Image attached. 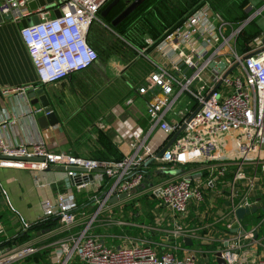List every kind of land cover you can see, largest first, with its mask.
<instances>
[{
	"label": "built area",
	"instance_id": "built-area-1",
	"mask_svg": "<svg viewBox=\"0 0 264 264\" xmlns=\"http://www.w3.org/2000/svg\"><path fill=\"white\" fill-rule=\"evenodd\" d=\"M31 1L34 0H0V14L10 16V21L19 26V36L38 83L53 84L92 67L97 56L87 36L99 13L112 0H53L33 10L28 7ZM260 1V9L237 27L224 22L204 3L166 31L160 41L154 43L144 37L146 50L140 53L151 48L158 58L151 61L145 83L135 91L147 97L149 131L133 146L130 155L118 161L99 162L50 152L40 139L12 145L0 138V157L9 158L0 159V168L33 172H44L51 166L70 169L63 172L62 192L42 203L39 220L53 218L56 227L36 233L25 243L0 249V264H12L37 253L41 246L35 244L52 235H61V240L47 246L52 248L51 264H71L74 259L80 264H196L194 253L172 245L177 240L195 238L180 224L190 204L202 203L208 191L219 189L221 195L225 189L229 192V220L237 222V208L262 207L257 198L241 193L239 187L251 189L255 184V193L264 190V36L245 42L241 53L236 46L244 28L264 11V0ZM22 23L26 26L22 27ZM210 64H223V69L210 68ZM25 90L0 88V96ZM183 99L186 106L175 111ZM125 104L131 105L132 99ZM171 114L178 120L169 122L166 118ZM27 115L34 118L48 113L34 106ZM7 122L2 120L0 127L5 128ZM152 133H157V138L159 134L158 143L152 140ZM175 134L158 158L159 151ZM148 165L155 170L149 171ZM96 169L103 173H91ZM230 169L235 172L229 181H224ZM256 171L263 177L256 179ZM106 182L108 186L104 188ZM74 190L92 194L85 212L80 213ZM145 193L172 218L173 228L171 224L164 228L163 243L122 237L127 244L115 249L105 246L101 236L93 233L96 219ZM121 195L125 197L120 199ZM113 198L116 200L111 203ZM117 225L130 224L120 220ZM225 228L229 232L231 223ZM255 230L249 233L252 238ZM243 235L223 237L224 248L214 251L213 258L216 260L219 253L225 264H264V259L249 263L243 260L238 253ZM159 248L164 250L160 254ZM179 251L180 256L176 253Z\"/></svg>",
	"mask_w": 264,
	"mask_h": 264
},
{
	"label": "crops",
	"instance_id": "crops-1",
	"mask_svg": "<svg viewBox=\"0 0 264 264\" xmlns=\"http://www.w3.org/2000/svg\"><path fill=\"white\" fill-rule=\"evenodd\" d=\"M259 2L260 0H252L251 6L248 5L245 11L249 12L252 10L253 12V9ZM257 9H260V7ZM257 9H254V11ZM262 14H264V11L259 16ZM101 25L110 31L107 26ZM133 50L137 55L130 62L132 66L131 71L126 68V64L123 67L121 65L122 68L118 72L117 67H120L119 62L114 67L112 63L102 60L98 61L95 67L92 66L90 69L88 68L87 70L73 74L64 80L53 84L41 85L37 81L26 49L20 39L19 26L11 21L2 22L0 24V88H22L25 90L26 88L42 87L57 119L72 118L77 114L85 113L88 109H91V106H99L100 116L98 118L104 119L102 120L103 122L97 124V127L107 133L111 143L122 156H127L132 153L133 146L148 133L149 123L145 115L147 97L137 95L133 91L134 95L131 97L132 104L127 106L125 104L126 100L123 101L125 92L128 91L130 93L132 86L134 90L136 89L135 82L131 80L137 81L142 79L145 83L146 77L152 68L151 61H155L158 58L154 49H148L146 52L148 54H141V50ZM141 66L144 69H148L146 74L140 72ZM126 69L130 72L129 79L127 82L123 80L121 82L120 80L123 78L121 75ZM88 70L94 71L100 80H111V82L107 84L106 81L102 85L94 87L89 83L84 84L76 81V78L80 74ZM25 91L0 96V122L2 120L8 121L5 128L0 127V138L7 144L12 145L25 144L40 139L50 152L66 153L68 151V142L59 123L57 126H52L47 130L41 131L35 123V117L41 115H37L34 118L27 115L28 109L34 106H30L29 101L24 98ZM107 93L110 96L115 95L116 98L111 101ZM184 106H186V99L182 100L181 105L176 106L175 111L177 109L180 110ZM166 119L169 122L178 120L173 114L169 115V118ZM152 135V140L158 143L159 134L158 138L156 136L157 133H152ZM153 165L155 166V164ZM152 167H149V171L155 170L151 169ZM63 177L64 173L57 171L33 172L0 168V206L19 221H22V223H34L43 215V201L54 199L63 190ZM155 179L158 180L159 178ZM58 187L61 188L60 191ZM257 195L258 205L264 207V190L257 192ZM213 198L217 197L213 196ZM225 201L222 199L220 208H216L210 212L209 217L206 219L200 218L199 220V217L193 218L189 216V213L185 217L180 218L183 228L187 229L195 237L191 238V243L188 246L186 242L182 241L186 247L183 249L195 255L203 256L206 252H193L192 250H188V248L199 242L207 245L213 243L220 244V247H217L216 250L224 248L223 236L216 241L215 235L217 234L214 228L216 226L223 227L227 223H231L232 228L227 237L235 238L244 232V235L241 236L240 250L238 251L243 260L249 263L255 259H264V238L258 237L256 230L253 238L249 234L254 229L250 221L252 218L251 214L244 215L243 219L237 220V222L235 219L229 220L227 218L229 210L227 208V211H225V207H223ZM155 208L158 209V205ZM161 213H164V210ZM168 214V212H165L162 214L163 216L159 214L155 218L156 226L153 229L158 233H162L158 244L163 243L164 237V229L160 230L161 225L169 226L171 224V227L174 225L172 218L166 216ZM130 225L142 232L152 230L149 227ZM233 230H236V232H233ZM122 237L124 236H118L116 240V242H119V246L125 243ZM135 241L140 242L144 240L135 239ZM151 243L153 242L151 241ZM215 264H217L216 260Z\"/></svg>",
	"mask_w": 264,
	"mask_h": 264
},
{
	"label": "trees",
	"instance_id": "trees-1",
	"mask_svg": "<svg viewBox=\"0 0 264 264\" xmlns=\"http://www.w3.org/2000/svg\"><path fill=\"white\" fill-rule=\"evenodd\" d=\"M132 1L133 0H118L115 6L103 18L100 17L99 13L98 18L100 23L107 27H110V21L115 18L127 6L128 3ZM251 2L252 0H145L122 23H120L118 26L111 30L115 35L125 38V40H127V42L132 46V48L136 50H142L145 45L144 37L150 38L154 43L160 41L166 31L170 30L174 25L179 23L188 14L193 12L198 6H201L204 3L209 5V7L224 22L229 23L233 27H237L252 13V10L249 12L245 11V8L248 5L251 6ZM261 6L262 2L260 1L254 9H257ZM98 24L94 26L92 25L90 27V34L88 33L89 35L87 36V42L89 46L95 51L97 60L102 61L101 59H103V54L100 50L99 43L100 41L102 42V40L104 39L101 37L102 33H104L106 30L104 29V26L102 28ZM260 34L261 33H259V30H256L252 33H247L246 29L244 28L242 35L238 38L236 42L238 51L241 53L245 42ZM111 54L112 53H110V51L106 52L104 57L106 58V56H113ZM134 55L135 52L133 53V56ZM126 64V68L131 71L132 66L130 65V61H128ZM147 70L148 69H144L142 66L140 68V72H143V74H146ZM128 74L130 75L129 71ZM129 75L126 78H122L120 81L122 82L123 80L124 82H127V80L129 79ZM91 80L92 78L89 75H85L84 78L82 77L80 79H77L76 81L84 84L89 83L92 86H94V84L95 86L101 84V82H98V84L94 82L93 84L91 83ZM106 81L107 84L111 82V80ZM106 81L103 80L102 83ZM131 81L135 82L136 89L144 84V81L142 79H139L137 81ZM136 89L134 90L132 86L130 93H128V91L125 92L126 94L123 101L131 98L134 95L133 91H136ZM108 95L110 96V94ZM110 98L111 101H113L116 97L114 95L110 96ZM99 112V106H91V109H88L85 113L77 114L72 118L58 119V123L62 126V129L67 138V154H70L73 157L89 159L99 162H113L123 158V156L111 143V140L109 139L107 133L97 127V124L103 122L102 120L104 119L98 118L100 116ZM107 186L108 184L106 182V184H104V188H106ZM218 190L219 189L214 192H212L211 190L208 191L209 193H204L203 202L200 204H190L187 208L186 215H188L189 213V216L193 218L199 217V220L200 218L206 219L207 217H209L210 212L214 211L216 208H220L222 199L226 200L223 205V207H225L224 210L227 211V208L229 210L230 202L226 199V190H222V188L220 189L222 190L221 192H225L223 195H218ZM72 192L75 196L80 213L85 212L86 205H88V200L92 196V194L89 192L76 193L75 190ZM210 194L213 195L211 196ZM215 195H218V197L213 198V196ZM255 198L257 197H254V200ZM133 201L125 204L124 206H122V208L118 210H114L112 214H101L100 218H103L105 220H121L123 222H129L130 224L137 225L139 227L144 226L146 228H152V230H149L148 232H142L139 229H133L129 234L125 235L131 237L134 240L141 239L144 241H152L153 243H158V240L162 237V233L156 232L153 228L156 226L155 218L159 214H164L161 213L163 209L160 207H158V209L155 208L158 204L157 201L153 199V197L144 196L141 198H135ZM166 216L170 217L169 214ZM251 217V225L253 228H256V233L258 237L264 238V211H262V207L257 209L256 212L251 213ZM56 225L57 221L53 218L48 220L41 219L34 223L26 225L27 227L25 229L16 217L8 213L0 206V249L13 244L25 243L29 240V233L35 235L38 232L41 233L42 231L51 230ZM224 226H216V228H214V231L216 230L217 234L215 235L216 241L220 237H225L228 235L229 232ZM164 228H166V226L161 225L160 230ZM119 230L121 229H119L118 227L110 228L108 225H102L95 229L93 233L101 236L105 246L115 249L119 246V242L114 241L118 239V236H124ZM59 236L61 237V235ZM177 241L178 242L174 241L173 243V240H170L168 243H173L172 245L175 246L179 245V248H186L183 242H180V240ZM219 245L220 244L218 243L207 245L199 242L197 244L191 245L188 250H192L193 252H206V254H204L203 256L196 255V264H215L213 252L216 251L217 247H220ZM51 251V247H44L41 248L40 251H38L37 253L29 256L28 258L14 262L12 264H51ZM163 251L164 250H161V248L157 249L158 254L162 253ZM176 253L180 256L181 251ZM71 264L80 263L78 260L74 259Z\"/></svg>",
	"mask_w": 264,
	"mask_h": 264
},
{
	"label": "rangeland",
	"instance_id": "rangeland-1",
	"mask_svg": "<svg viewBox=\"0 0 264 264\" xmlns=\"http://www.w3.org/2000/svg\"><path fill=\"white\" fill-rule=\"evenodd\" d=\"M198 7H200V6H198ZM95 23L96 24L100 23L99 18L98 19L96 18V20L93 22L92 25L93 26L96 25ZM98 25L103 28V26L101 24H98ZM104 29H105V27H104ZM245 29H246L247 33H252L256 30H259V33H261L264 36V14L256 17V19L252 23H250L248 26H246ZM89 34H90V31H89ZM101 38H104L102 40V42L100 41V43H99L100 50L103 54L102 55L103 59H101V60H104V62L112 63V65L114 67H116V63L119 62L120 67H117L118 72L123 67V65H126V63L128 61L131 62V60H133V57L135 58V56L137 55L136 52L134 50H132L134 48H132V46L127 42V40H125V38H123L121 36L115 35L112 30L111 31L106 30L104 33H102ZM142 49L146 50V45H144V47ZM109 51H110V53H112L111 55H113V56H110V57L106 56V58H105L104 55L106 54V52H109ZM133 51L135 52L134 56H133V53H134ZM121 65H122V67H121ZM91 71L92 70H88L84 74H80L76 79H80L82 77L84 78L85 75H89L92 78L91 83L94 84V82H96L98 84V82H101V84H98V85H102L103 80H100L98 75L94 72H91ZM123 72L124 73L121 75V77H123V78L128 77V75H129L128 70H126V71L124 70ZM94 86H95V84H94ZM95 87H98V86H95ZM233 172H235V170L230 169L224 181H229L232 178ZM254 175H255L256 179L261 177V176L263 177V175H261L257 171L254 173ZM224 184H227V182H224ZM239 188L242 189L241 193L248 194L249 197H255V194L257 193V192L255 193V190H254L255 184L251 189L245 187V185H241ZM60 189L61 188L58 187L59 191H60ZM228 190H229V188H228ZM224 193L225 192H221V195H223ZM143 196L149 197V195L147 193H145V194L138 195L137 198H141ZM115 221L119 222L120 220L119 221L118 220H110V221L106 222L105 219L100 218V216H99L96 219V221L93 223L92 226L94 229H97L98 227H100L102 225H108L110 228H112V227H116V225H117V222H115ZM19 222L21 223V225H23V227H25L28 224H31V223H26V222L22 223V221H19ZM114 223H115V225H114ZM180 224H181V221H180ZM117 226H119V229H121L119 231L124 235V237L127 236L125 234H129L131 232V230L135 229L133 226H130V225H123L124 227H122L120 225H117ZM122 228H123V230H122ZM28 237H29V239H31L34 237V235H32V233H29ZM43 238H44V240L37 242V244H35V245H39V246H41L40 248H44V247H47L48 245L56 242L57 239L61 240L60 236L58 237V236H54V235H52L51 237H43ZM114 242H116V241H114ZM127 243L128 242H125L124 244H127ZM202 244H204V243H202ZM14 245H16V244H14ZM10 247H12V245L7 246V248H10ZM34 247H36L38 249V246H34ZM38 251H40V249Z\"/></svg>",
	"mask_w": 264,
	"mask_h": 264
},
{
	"label": "water",
	"instance_id": "water-1",
	"mask_svg": "<svg viewBox=\"0 0 264 264\" xmlns=\"http://www.w3.org/2000/svg\"><path fill=\"white\" fill-rule=\"evenodd\" d=\"M145 0H133L132 2L128 3L127 6L115 17L113 18L108 27L110 30L115 28L116 26H118L120 23H122L133 11H135ZM118 2V0H112L109 4H107L105 6V8H103V10L100 12V17H105L108 12L115 6V4ZM53 3V0H34L31 1L28 4V7L30 9H35L37 6L43 7L45 5H50ZM55 16L58 17L59 14L58 12H54ZM6 21H10V16H1L0 14V24L2 22H6ZM33 23H37V19L33 18ZM26 24L22 23V27H25ZM210 68H217L218 71H221L223 69V64H218L216 67H214L213 64H210L209 66ZM24 98L26 100L29 101L30 106H39L41 108H43L44 113H48V115L46 116H38L35 117V123L37 124L39 130L43 131V130H47L49 127L52 126H57L58 125V119L56 118L55 113L52 110V107L49 104V101L47 99V96L44 92V89L42 87H33L30 88L26 91V93L24 94ZM178 134V133H177ZM177 134H175L172 138V140L168 143V145L166 147H164L162 150L159 151V153L157 154V157L159 158L162 153L169 147V145L171 144V142L176 138ZM0 159H9V158H4V157H0ZM150 163V162H149ZM148 163V164H149ZM48 171H57V172H66V171H70V169L68 168H64V167H60V166H51L50 168H48L47 170H45V172ZM74 172L77 173H82L85 172V170L83 169H74ZM91 173H97V174H101L103 173V170L101 169H96V170H92ZM91 174L89 175V179H91ZM197 176H194L192 178H196ZM125 197V195H121L119 198L123 199ZM116 198H113L110 200L111 203L115 202ZM257 208L256 206H252L250 209L248 208H237L234 211V216L237 220H242L244 215H248L251 213L256 212ZM262 211H264V208L262 209ZM233 232H236V230H233ZM244 232H242L241 234H243ZM186 242V245H190L191 241L187 238L184 240ZM216 263L217 264H225L224 261H222L220 259V254L217 253L216 254Z\"/></svg>",
	"mask_w": 264,
	"mask_h": 264
},
{
	"label": "flooded vegetation",
	"instance_id": "flooded-vegetation-1",
	"mask_svg": "<svg viewBox=\"0 0 264 264\" xmlns=\"http://www.w3.org/2000/svg\"><path fill=\"white\" fill-rule=\"evenodd\" d=\"M98 60L95 62V64H93V66L95 67V65L97 64Z\"/></svg>",
	"mask_w": 264,
	"mask_h": 264
}]
</instances>
